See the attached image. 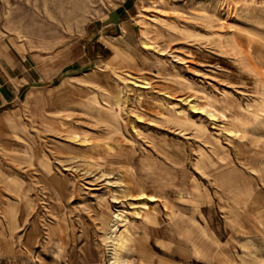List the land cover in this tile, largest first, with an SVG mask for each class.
Masks as SVG:
<instances>
[{"label": "rangeland", "instance_id": "374dc122", "mask_svg": "<svg viewBox=\"0 0 264 264\" xmlns=\"http://www.w3.org/2000/svg\"><path fill=\"white\" fill-rule=\"evenodd\" d=\"M0 86V264H264V0H0Z\"/></svg>", "mask_w": 264, "mask_h": 264}, {"label": "crops", "instance_id": "0c3cea01", "mask_svg": "<svg viewBox=\"0 0 264 264\" xmlns=\"http://www.w3.org/2000/svg\"><path fill=\"white\" fill-rule=\"evenodd\" d=\"M130 9L131 8H127L126 6H124V14H121V15L124 16V18L122 16L120 19H118V21H115L113 23L115 25L119 24L121 26H123V24H121V22L124 23V36L126 35V33L129 32L128 29L131 27L130 26V22H129L130 17H128ZM21 65L24 67V69H27L26 68V64L24 63V61H19V64H15L14 66H11V69L15 70L16 67H21ZM4 72H6L7 75H10V74L7 73L8 71L6 69L4 70ZM0 87H1V89H0V107L5 106L7 104L13 103L15 101V99L17 98V96H14V94H11L10 91H8L7 89L3 88L2 86H0Z\"/></svg>", "mask_w": 264, "mask_h": 264}, {"label": "bare ground", "instance_id": "6f19581e", "mask_svg": "<svg viewBox=\"0 0 264 264\" xmlns=\"http://www.w3.org/2000/svg\"><path fill=\"white\" fill-rule=\"evenodd\" d=\"M116 216H118V215H116ZM116 233H117V228L114 227V228L112 229L111 233H110V237L113 238V237L116 235ZM112 264H113V262H112Z\"/></svg>", "mask_w": 264, "mask_h": 264}]
</instances>
